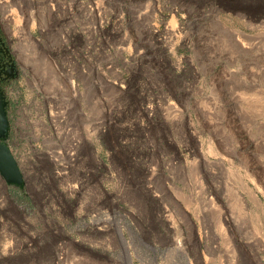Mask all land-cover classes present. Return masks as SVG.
Instances as JSON below:
<instances>
[{
	"label": "rangeland",
	"instance_id": "1",
	"mask_svg": "<svg viewBox=\"0 0 264 264\" xmlns=\"http://www.w3.org/2000/svg\"><path fill=\"white\" fill-rule=\"evenodd\" d=\"M0 113L22 172L0 174V264H236L264 241V0H0ZM237 175L262 204L240 225Z\"/></svg>",
	"mask_w": 264,
	"mask_h": 264
},
{
	"label": "bare ground",
	"instance_id": "2",
	"mask_svg": "<svg viewBox=\"0 0 264 264\" xmlns=\"http://www.w3.org/2000/svg\"><path fill=\"white\" fill-rule=\"evenodd\" d=\"M243 40V39H242ZM244 42V41H243ZM248 43V41H246ZM245 42V43H246ZM238 42H236V45H237ZM240 43H241V40H240ZM239 45V44H238ZM238 45H237V48H238ZM242 45V44H241ZM245 44H243L242 46H244ZM241 48V47H240ZM243 48V47H242ZM243 50V49H242ZM244 51V50H243ZM248 52V51H247ZM251 52V51H250ZM173 105V104H171ZM176 106V105H175ZM175 106H172V107H175ZM175 109H177L175 107ZM244 111V110H243ZM246 111V110H245ZM244 111V112H245ZM243 112V113H244ZM247 114V113H245ZM244 114V115H245ZM249 114V113H248ZM242 115V114H241ZM243 115V116H244ZM250 116V115H249ZM251 118V117H250ZM253 118V117H252ZM254 119V118H253ZM258 122V121H256ZM252 123V122H251ZM3 124H4V119H3V116L1 115L0 113V130L1 128L3 127ZM249 124V123H248ZM247 124V125H248ZM249 126V125H248ZM263 127V126H262ZM260 128V127H259ZM219 130V129H217ZM261 131V129H260ZM191 135L193 137V140L199 144V137H197V135L195 134V132H192L191 131ZM224 139V138H223ZM208 154H213V155H219V152H216L214 150V152L211 150V149H208L207 151V154L206 153H200V159L197 160V159H194L195 162H200V166H201V170H200V173L201 174V177L203 179L206 180H209L208 183H209V186L211 188V191H209L208 195H207V198L209 199V201L211 202L212 206L216 209L215 211L217 212V224H218V227L223 231L224 234H226V230L225 228L223 227V224L227 222L226 218H225V214L221 208V206L219 205V203H217L215 200L217 199L218 197V192H219V189H218V186H219V182L216 180V177L218 176L215 169L219 168V166L217 167H212L211 165H208V162H209V159H208ZM53 158V157H52ZM220 163L223 164V161H220ZM171 166V165H170ZM168 168H171V167H168ZM170 172V171H169ZM248 175V174H247ZM168 178V177H166ZM237 178L239 179L240 181V192H239V196H237V194H235V201L234 203H232L230 206L231 207V212L233 213L234 211L233 210H237V214H239V216L237 217L234 213H233V217H234V220L236 223H238V225H240L241 223V218L240 216L243 214V206L245 207V205H247L248 207H252V205H254L258 210H261L262 211V204H261V200L259 199L258 195L256 194L255 190L253 188H251L249 186V184L247 182H245L241 176L237 175ZM171 183V187L173 189L177 188L176 184L174 182H170ZM142 186V185H141ZM145 188V191L147 193V195H150V188L147 184L144 185ZM201 188V187H200ZM200 193V191L198 192ZM146 195V194H145ZM212 195V196H210ZM222 196H225L228 198V194L226 192H222ZM239 200L238 203V206L236 205V200ZM240 203V204H239ZM234 204V205H233ZM211 206V207H212ZM261 213L258 217L261 218ZM171 225L174 227V228H179V221L178 220H171ZM192 229V228H191ZM258 233L263 235L262 233V229L258 228L257 229ZM179 239L176 241L177 244H178V247L179 249L182 250V252L184 253V255L187 257V252H186V249L184 246H182L180 244V240L183 239L182 237V232L179 231ZM243 236L242 237L245 241L241 240V239H236V254H234V257L237 259L235 260L232 259L233 261H235L236 264H242V259L241 258H250L252 260L251 264H256V261L255 259L257 258L258 256V252H263L264 253V241L262 240V242L260 241V239H256L254 237H248L246 232H243ZM191 238L194 240L195 244L197 245L198 244V235L196 234L195 230L192 229L191 231ZM228 242L229 243V247H230V241L229 239L227 238ZM197 261H202L200 259V254L199 252H197ZM189 262V261H188ZM131 264V262H129ZM189 264H191V261L189 262Z\"/></svg>",
	"mask_w": 264,
	"mask_h": 264
},
{
	"label": "water",
	"instance_id": "3",
	"mask_svg": "<svg viewBox=\"0 0 264 264\" xmlns=\"http://www.w3.org/2000/svg\"><path fill=\"white\" fill-rule=\"evenodd\" d=\"M3 116V114L1 113ZM3 127L0 130V133L2 132V129L5 127V118ZM0 174L2 177H4L8 181H17L19 182L22 179V172L20 170V166L11 153V151L4 146L3 144H0Z\"/></svg>",
	"mask_w": 264,
	"mask_h": 264
}]
</instances>
